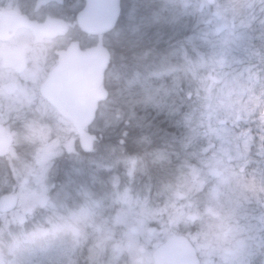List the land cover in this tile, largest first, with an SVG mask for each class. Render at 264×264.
Returning <instances> with one entry per match:
<instances>
[{"label": "flooded vegetation", "instance_id": "obj_1", "mask_svg": "<svg viewBox=\"0 0 264 264\" xmlns=\"http://www.w3.org/2000/svg\"><path fill=\"white\" fill-rule=\"evenodd\" d=\"M84 6L85 0H0V247L21 242L28 264H155L154 250L172 232L164 230L167 223L152 221L154 209L166 208L131 202L152 193L147 188L134 194L116 186L122 165L115 177L108 154L114 151L109 129L117 125L106 121L108 98L82 127V140L55 106L60 100L46 95L62 54L78 57L98 46L99 34L78 25ZM122 11L120 0L119 16ZM54 24L63 31L54 32ZM101 35L100 46L110 52L107 33ZM109 70L108 62L106 91ZM117 135L123 154V133ZM141 161L136 155L135 170ZM147 175L149 183V164ZM82 177L88 186H77ZM102 179H111L110 187ZM64 180L72 186L61 187ZM189 240L200 264L213 263L212 255L206 258L215 245L210 235ZM27 241L37 244L36 252H27Z\"/></svg>", "mask_w": 264, "mask_h": 264}, {"label": "trees", "instance_id": "obj_2", "mask_svg": "<svg viewBox=\"0 0 264 264\" xmlns=\"http://www.w3.org/2000/svg\"><path fill=\"white\" fill-rule=\"evenodd\" d=\"M147 2L148 0H133L131 22L121 17L117 26L121 30L123 25L131 26L133 23L138 26V30L127 36L134 42V45H130L125 39L121 41L123 47H120L119 43L115 41V38L119 35H115V37L109 35L107 37L108 48L111 50L112 77L114 78V81L108 86L109 107L115 114L112 123L115 126L117 125V129H109L110 145L114 146V151L108 154V165L121 158L118 156L120 153L117 148L119 138L117 134L123 133L122 139L124 140L126 155L140 156L142 158L141 162H143L142 167L140 165L139 169L130 172V174L126 172V169L121 172L124 184L132 187L135 183L137 189L146 185L147 189H153L155 197H158L164 193L168 185H172L176 177L180 176L186 183L191 185L190 202L196 203L195 207L202 209L205 202L213 197L210 189L211 185L207 184V181L212 180L215 174L212 172L205 175V177L192 178L187 173L188 165L194 167L198 163L203 164L205 158L210 155H215L216 160L222 163H228V160H231L232 162H229L230 167L221 170L225 178L229 175H235L233 174L235 171L232 170L235 167H238L237 171L240 178H244L247 171H250L251 166L248 165L250 161L249 151L245 152L238 145H236V148L221 146L222 140L213 136L216 130V126L212 127L210 125L213 117L208 115V117L203 118L197 114V110L202 108L200 105L202 98L207 103H209V100L214 102L215 95L213 92L217 89L224 90L228 88L229 81L234 83L231 87L245 81L240 71L245 70L247 65L250 64L247 61L243 65L246 61L244 57L247 55L248 47H251V51H254L253 56L257 58L264 54V46H260L256 38L253 45H245L243 41H240L236 47L233 45V34L238 38H242V31L246 29L249 36H251L252 32L261 31L262 26L259 21L256 26L247 27L242 24L243 19L235 16L240 10L236 8L227 10L221 7L222 10L219 11V14L222 17L218 20V23H222L218 26L213 22H205L208 16L206 17L204 10L187 13V15L182 14L180 17L169 16L164 13H161V17L156 14L150 17L156 10V5ZM211 12L213 13V11ZM215 13H218V11H215ZM243 13L247 15L249 22L259 20V13L251 16L248 6L246 11L243 10ZM211 16L215 18V15ZM249 36L247 35V37ZM238 50L239 53L237 54ZM144 51H148L149 57L139 61V55ZM239 58L243 60L242 63L238 62ZM158 63L161 66V73L159 74L156 73L158 68L154 67ZM135 64H138L139 76L149 74L147 76L149 80L137 81L138 84L131 81V72L137 70L134 68ZM255 66V69L261 67L257 63H255ZM121 70L125 71L126 77L120 74ZM199 97L201 98L200 104ZM212 108L214 109L213 106ZM192 110H195L194 122L191 120L194 113ZM198 117L202 118L198 119ZM182 118L187 119V130L183 125L180 126ZM238 119L240 120V117L235 118L236 121ZM120 125L126 126L123 129H118ZM242 125L244 126V124ZM249 125L251 127L247 129V135L256 136L253 121ZM193 128L196 130L198 141L193 145V148L190 144L191 141L188 144L189 146L182 147L184 141H189L187 138L192 139L194 137L192 135ZM236 133L237 141L246 138L245 131L241 128L238 127ZM134 138L135 142L141 146V150L131 148V145H136ZM253 145L252 142L251 146L254 148ZM256 152L250 151L249 154L255 158ZM236 153L237 156H235ZM151 154H154L153 158H156V164L151 166L152 173L149 174L151 184H149V187L146 162ZM228 156L231 157L228 159ZM149 159L151 160V158ZM177 159H180L184 165V167H178L179 170L176 168L180 164L176 161ZM130 181L133 182L129 183ZM199 181L200 183L204 182V188L209 187L198 192L194 191ZM204 207L203 212L207 209L206 206ZM213 216L215 217V215ZM220 218L216 217V221L213 223L207 222L204 229L206 233L211 232L212 228L215 233H220L218 234L221 236L219 238L224 240V244L221 246L224 254L227 252L228 242L232 238H228V235L223 233L228 231L230 233L232 228L237 232L233 227L234 225L252 229L250 225L253 222L251 218L241 216L233 218L229 225L222 224L220 231H217L214 226L219 223ZM197 225H199V221L185 228L178 226L176 229L168 228V230L187 234L190 237L195 233L194 230H196ZM239 235L242 236L240 233ZM250 235L257 240L260 236L255 231ZM261 238L264 241V234ZM227 240L229 241L227 242ZM224 255V259L230 256V254L229 256ZM251 255L247 260L250 262L248 264H261V259H264V253L258 249L254 253L251 252ZM213 262L215 263V259Z\"/></svg>", "mask_w": 264, "mask_h": 264}, {"label": "rangeland", "instance_id": "obj_3", "mask_svg": "<svg viewBox=\"0 0 264 264\" xmlns=\"http://www.w3.org/2000/svg\"><path fill=\"white\" fill-rule=\"evenodd\" d=\"M149 2H151L152 5H156V10L150 15V17H153V14L161 17V13L169 16L174 15L180 17L182 14L187 15V13L204 10L206 17L208 16L205 22H213L217 26L218 24L222 23H218V20H220L222 17V15L219 14V11L222 10L221 7L223 9L226 8L227 10L234 8L240 9L235 16H237L239 19H243L244 22L242 24L247 27L256 26L259 21L262 27L260 28L261 31L256 30L252 32L251 36H249V32L246 29L242 31V38H238L235 34H233V45L237 47L240 41H243L245 45H253L257 38L259 42L257 43L260 44V46H264V0H148L147 3ZM244 3L246 4V8ZM132 4L133 0H124V6L129 10L128 12L123 10L122 17L128 21H130V17L133 16ZM247 6L250 9L251 16H254L255 13H259V20H255L254 22L248 21L247 15L243 13V10L246 11ZM211 11H213V13ZM215 11H218V13H215ZM211 15H215V18ZM239 19L238 21H240ZM138 29V26L133 23L131 26L123 25V39H126L128 43L132 45L134 42L127 38V36L134 33ZM247 35L249 37H247ZM238 53L239 50L237 51V54ZM246 54V57H244L246 58V61L243 63V65L247 61H249L250 64L247 65L245 70L240 71L245 81L242 83H237L233 87H231L234 84L233 81H229L228 88L224 90H215L213 92L215 95V100L214 102L209 100L210 104L203 100V98L202 103L200 104L201 98L199 97V104L202 108L201 110H197V114L203 118L208 117V115L213 117L212 121L210 122L212 127L216 126L213 136H216V138L222 140L221 146L228 148L232 146L231 148H236V145H238L241 146V149L245 150V152L257 151L255 158H253L248 152L250 159L248 165L251 166L250 171H247V173L244 175V178H240V174L237 171L238 167H235L232 169L235 171L233 172L235 175H229L225 178L223 177L221 170L230 167L229 162L232 161L228 160V163H222L216 160L215 155H210L208 158H205V162L203 164L198 163L199 169L193 170L191 165H188L187 167V173H189L192 178L205 177V175H209L212 172L215 174L212 180L207 181V184L211 185L210 189L213 197L212 199L209 198L204 204V206L207 207V209L204 211L206 212L205 214L203 212V208H205L204 206L202 209H200L195 207L196 203L190 202L191 185L186 183L180 176L174 179L172 185H168L167 188H165L166 190L164 191V195L161 194L158 197L154 196V203L152 204H162L164 208L172 210V214L170 216L164 217H166V219L169 218V224H172L174 221L173 226L178 225L179 222H182V224L184 223V226H188L189 224L199 221V225H197L196 229L197 232H195L194 235L195 237L197 235H210L213 239H217V234L215 231H213V228L209 233H206L204 229V226L206 227V223H213L216 221V217H222L220 218L222 221L220 220L219 223L214 226V228L216 227L217 231H220L222 224L229 225L233 218H238L241 216H244L245 218H251L253 223L250 226L252 229L243 226L237 227L234 225L233 227L237 232H235L231 227L232 230L230 233H228L229 231L223 233L224 235H228V238H232L230 241L227 240V242L229 241L228 247L226 248L227 252L224 253L228 256L230 254V256L224 259L225 255H221V259L223 260L220 263L224 262L225 264H248L250 262L247 260L249 259V256H252L251 252L254 253V251L258 249L264 253V241L261 238L264 234V54L255 58L253 56L254 51H251V47H248ZM147 57H149V53L148 51H144L141 53V55H139V61H142ZM238 62L242 63L243 60L239 58ZM255 63L261 65V67L255 69ZM135 65L136 66L134 68L137 70L134 72L132 71L130 75L131 77L129 75L128 77H130L131 81H134L135 84H138L137 81L148 79L147 76L149 74L147 76L144 74L142 77H140L138 74V64ZM154 67L158 68L156 69L157 74L161 73V66L159 63L155 64ZM124 73L125 71L121 70L120 74H123L126 77V74ZM162 93L166 94L165 92ZM192 112L194 113L191 120L194 122L195 120L193 118H195V110H192ZM114 115L115 114H113L112 110L107 113L106 121L109 125L114 124L112 123V120H114ZM202 117H198V119ZM236 117H240V120L238 119V121H236ZM251 121H253L256 136H250V134L246 135L248 134L247 129L251 127L249 125ZM186 122L187 119L182 118V123L180 126L183 125V127L186 128ZM242 124H244V126ZM238 127L245 131L244 135H246V138L237 141L236 132H238ZM187 129L188 128H186V130ZM192 135L194 137L192 139L190 138L191 140L187 138L189 141H184L182 143V147L189 146L188 144L190 141H192L193 143L190 144L193 148V145L198 141L196 137V130L194 128L192 129ZM252 142L256 150L251 146ZM235 156H237V153ZM153 157L154 154H151L149 155L151 160L149 158L147 159V164L150 163L149 174L152 173L151 166L156 164V158ZM230 157L228 156V159ZM95 161L99 162L100 159ZM176 161L180 162L176 168L184 167L180 159H177ZM124 162L125 165H127L126 172L128 174H130V166H132V172L135 171L134 166L132 165L133 161L131 159H126ZM218 168L219 170H217ZM203 183L204 182L200 183L199 181L194 191L198 192L203 190L205 187V184ZM149 184H151V182L148 183V186ZM84 185L88 186L86 178L82 177L80 178V181L77 182V186ZM70 186L72 185L68 180L61 182V187ZM134 186L136 187L137 185L134 183ZM208 187L209 186H206L204 189H207ZM146 188V185H144L139 190L143 191ZM135 190V193L137 194L139 191L136 188ZM143 192L146 193L145 191ZM180 194L184 196L183 199H180ZM132 198L133 201L131 202L137 201L140 204H144L143 200H146L145 198H148V196L143 198L142 195H136ZM126 203L128 202L126 201ZM257 208L259 209L256 210ZM186 214L187 217L185 216ZM213 215H215V217ZM164 217L160 219V217L155 215L154 218L156 219L152 221L160 222V220H163ZM254 231L260 234L258 240L252 238L250 235ZM239 233L242 234V236H240ZM218 240H220V244L222 246L224 244V240H221L220 238H218ZM232 242H234L233 245ZM21 245V242L17 241L12 244H2L0 247V264H28V260L31 261V259H26V255L22 254ZM26 246L28 253L36 252V243L27 241ZM19 250L21 251V254L18 253ZM261 261V264H264V259H261Z\"/></svg>", "mask_w": 264, "mask_h": 264}, {"label": "water", "instance_id": "obj_4", "mask_svg": "<svg viewBox=\"0 0 264 264\" xmlns=\"http://www.w3.org/2000/svg\"><path fill=\"white\" fill-rule=\"evenodd\" d=\"M118 13L119 0H86V7L77 16V21L85 31L103 33L113 28ZM107 60L105 47L92 48L78 57L61 56L47 81L50 91H46V95L52 102L60 100L55 106L80 132L93 118L97 101L105 96L100 85ZM81 136L83 140L82 132ZM154 259L155 264H199L191 242L182 234L165 239L154 251Z\"/></svg>", "mask_w": 264, "mask_h": 264}, {"label": "bare ground", "instance_id": "obj_5", "mask_svg": "<svg viewBox=\"0 0 264 264\" xmlns=\"http://www.w3.org/2000/svg\"><path fill=\"white\" fill-rule=\"evenodd\" d=\"M125 12H128V8H126L125 6H124V9H123ZM116 40V42H118L119 43V46L120 47H123L122 45V40H124L123 39V32H121V34L117 37V38H115ZM114 41V42H115ZM133 141V140H132ZM134 142H135V138H134ZM136 143V142H135ZM131 148L133 149V150H141V146L140 145H138L137 143H136V145H131ZM119 175V173L118 172H115V177H117ZM120 176V175H119ZM102 181L105 183V184H109L110 182H109V180L108 179H102Z\"/></svg>", "mask_w": 264, "mask_h": 264}, {"label": "clouds", "instance_id": "obj_6", "mask_svg": "<svg viewBox=\"0 0 264 264\" xmlns=\"http://www.w3.org/2000/svg\"><path fill=\"white\" fill-rule=\"evenodd\" d=\"M156 215L160 218H163L164 216H170L172 214L171 209H161V208H156L154 209Z\"/></svg>", "mask_w": 264, "mask_h": 264}]
</instances>
